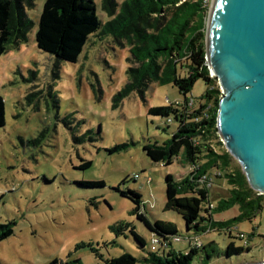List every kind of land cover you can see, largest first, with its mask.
I'll return each mask as SVG.
<instances>
[{
    "label": "rangeland",
    "instance_id": "1",
    "mask_svg": "<svg viewBox=\"0 0 264 264\" xmlns=\"http://www.w3.org/2000/svg\"><path fill=\"white\" fill-rule=\"evenodd\" d=\"M44 1L35 0L26 9L34 23L27 41L0 55L5 112L0 127V222H15L14 234L0 242V264H48L54 258L105 264L122 253L131 254L136 264H146L151 232L133 213L132 200L116 188L137 191L151 221H170L179 235L185 233L181 216L164 209L165 176L182 178L189 166L180 160L170 165L153 162L143 151L145 144H164L177 127L174 120L167 123L165 117L149 115L148 108L181 101L183 95L173 84H152L143 96L133 93L116 102L114 96L126 82L130 54L128 46L118 45L110 36L91 35L74 63L38 50L34 34ZM116 1L120 5L124 0ZM93 2L97 17L107 21L101 0ZM206 87L199 79L188 96L196 99ZM85 162L90 165L83 167ZM88 181L103 185H82ZM227 195L224 182L215 179L210 201L215 205ZM238 214L236 205L213 211L216 221ZM124 224L145 239L144 248L128 230L116 234ZM235 227L231 236L209 231L200 237L223 251L230 241L244 245L235 238L241 232L250 250L213 256L211 263L264 260V202L254 218L239 220ZM172 245L183 250L186 241L173 240ZM197 261L198 255L193 264Z\"/></svg>",
    "mask_w": 264,
    "mask_h": 264
},
{
    "label": "trees",
    "instance_id": "2",
    "mask_svg": "<svg viewBox=\"0 0 264 264\" xmlns=\"http://www.w3.org/2000/svg\"><path fill=\"white\" fill-rule=\"evenodd\" d=\"M35 0H0V55L10 47L27 41L33 21L26 9ZM210 2L205 0H101V9L108 16L102 22L96 15L93 0H45L38 16L34 34L38 50L57 61L74 63L93 34L110 36L118 45L128 46L125 70L126 82L114 96L119 102L133 93L141 96L152 84H173L183 95L177 102L151 106L147 113L161 116L167 123L174 120L176 130L162 145L148 143L143 151L153 162L170 165L180 160L189 166L188 173L177 178L165 176V210L178 213L184 221L185 233L179 235L174 223L151 221L144 211L140 193L116 190L134 203L133 213L157 239L156 251L143 258L146 264H212L213 256L230 257L248 252V238L238 232L243 241L236 246L230 241L223 251L214 249V241L193 244V238L209 231L231 236L239 220L254 218L262 207L264 194L253 190L238 161L228 152L218 134L217 115L222 93L217 77L211 74L206 58V19ZM202 79L205 91L196 99L189 97L194 83ZM168 119L170 121L168 122ZM5 123L4 100L0 93V127ZM123 146H116L117 151ZM85 162L83 167H88ZM215 179L226 185L228 195L214 205L209 199ZM211 183V187L207 183ZM88 187L102 186V181L83 182ZM236 205L239 214L230 220L216 221L213 211H224ZM15 222H0V242L14 234ZM128 230L137 245L146 241L128 224L116 229V234ZM192 231V232H191ZM186 241V248L177 250L172 242L176 236ZM201 238V237H200ZM264 241V237H263ZM129 253L105 260V264H136ZM79 260L62 262L56 258L48 264H75Z\"/></svg>",
    "mask_w": 264,
    "mask_h": 264
},
{
    "label": "water",
    "instance_id": "3",
    "mask_svg": "<svg viewBox=\"0 0 264 264\" xmlns=\"http://www.w3.org/2000/svg\"><path fill=\"white\" fill-rule=\"evenodd\" d=\"M205 43L222 92L220 140L250 187L264 194V0H211Z\"/></svg>",
    "mask_w": 264,
    "mask_h": 264
},
{
    "label": "built area",
    "instance_id": "4",
    "mask_svg": "<svg viewBox=\"0 0 264 264\" xmlns=\"http://www.w3.org/2000/svg\"><path fill=\"white\" fill-rule=\"evenodd\" d=\"M205 2H211V0H205ZM222 93V92H221ZM170 121V119H168V122ZM135 178H137V175H135ZM147 181H150V178L147 179ZM207 186H212L211 183H207ZM174 241L176 242H180L181 241V237L178 235L174 238ZM202 239L199 236H196L193 238V244L196 246H199L202 244ZM157 249V239L156 238H152L151 240V245H150V251H156Z\"/></svg>",
    "mask_w": 264,
    "mask_h": 264
},
{
    "label": "crops",
    "instance_id": "5",
    "mask_svg": "<svg viewBox=\"0 0 264 264\" xmlns=\"http://www.w3.org/2000/svg\"><path fill=\"white\" fill-rule=\"evenodd\" d=\"M189 171V170H188ZM210 241H212V240H210Z\"/></svg>",
    "mask_w": 264,
    "mask_h": 264
}]
</instances>
